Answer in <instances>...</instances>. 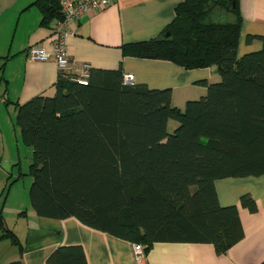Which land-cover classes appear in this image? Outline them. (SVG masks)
Returning <instances> with one entry per match:
<instances>
[{
  "label": "trees",
  "instance_id": "obj_1",
  "mask_svg": "<svg viewBox=\"0 0 264 264\" xmlns=\"http://www.w3.org/2000/svg\"><path fill=\"white\" fill-rule=\"evenodd\" d=\"M33 5L52 30L63 19L60 0ZM241 24L239 0H182L158 35L122 44L124 56L217 67L219 81L198 82L205 95L183 109L172 104L171 88L126 82L121 66L89 67L86 83L83 74L60 71L53 96L15 103V125L32 149L28 195L36 215L74 217L146 253L171 242L212 244L221 255L241 240L238 205H221L215 188L218 179L264 175V36L248 35L261 48L240 56ZM239 203L258 209L248 193ZM0 238L18 251L7 264H24L23 243L2 213ZM45 264L87 260L82 245L68 244Z\"/></svg>",
  "mask_w": 264,
  "mask_h": 264
},
{
  "label": "crops",
  "instance_id": "obj_2",
  "mask_svg": "<svg viewBox=\"0 0 264 264\" xmlns=\"http://www.w3.org/2000/svg\"><path fill=\"white\" fill-rule=\"evenodd\" d=\"M34 1L0 0V213L6 223L9 218L26 221L21 231L14 226L23 243L24 264H45L55 248L68 244L82 245L87 264H136L131 242L88 227L74 217H40L31 207L9 198L11 186L22 173L19 171L6 190L15 164L6 154L12 133L6 114L9 108L16 113L15 103L36 95L53 96L60 71L81 75L89 67L120 66L124 74L132 75V82L171 88L172 104L183 109L187 100L205 95L206 87L198 82L219 81L217 67L186 70L170 61L122 54V44L158 35L173 19L175 6L182 0H113L103 9L83 13L69 25L65 37L67 67H59L54 59L31 61V47L52 49V27L41 24L42 14ZM239 8L241 56L261 48L260 41L248 43L246 38L250 34L264 36V0H239ZM215 188L221 205H238L242 239L221 255L208 243L158 242L147 252L148 264H264V175L218 179ZM245 193L255 200L256 212L240 205L239 198ZM17 258V248L9 239L0 238V264Z\"/></svg>",
  "mask_w": 264,
  "mask_h": 264
},
{
  "label": "built area",
  "instance_id": "obj_3",
  "mask_svg": "<svg viewBox=\"0 0 264 264\" xmlns=\"http://www.w3.org/2000/svg\"><path fill=\"white\" fill-rule=\"evenodd\" d=\"M113 0H60V5L63 11V19L58 21L52 30V49L47 50L41 46H33L28 50V58L31 61L45 62L54 59L59 67H67V51L65 37L69 33V25L80 18V16L94 9H103ZM87 73H83V78H80L81 83H86L85 77ZM132 75L125 74L126 82H131ZM132 250L136 264H148L147 253L144 246L141 244H133Z\"/></svg>",
  "mask_w": 264,
  "mask_h": 264
},
{
  "label": "rangeland",
  "instance_id": "obj_4",
  "mask_svg": "<svg viewBox=\"0 0 264 264\" xmlns=\"http://www.w3.org/2000/svg\"><path fill=\"white\" fill-rule=\"evenodd\" d=\"M9 111L10 113H7L6 116L8 120H10V124L12 125V133L9 137L8 146L6 147V154L8 153L11 159L15 162L12 173V180L16 179V177L19 175V171L22 173L21 176H19L18 180L15 181L11 186L9 190V198L12 201H16L21 204L23 203V205L30 207L28 191L32 178L30 177V175H28V168L32 161V149L29 146L24 145L21 140L20 133L17 127H15L16 113L12 108H9ZM175 125V121L171 120L169 122L168 129L170 131L173 130ZM15 221L14 219L9 218V221L7 222L9 223L8 227L14 229V226L16 225L17 229L20 231L25 228L26 221ZM14 231H16L17 234V230L14 229Z\"/></svg>",
  "mask_w": 264,
  "mask_h": 264
},
{
  "label": "water",
  "instance_id": "obj_5",
  "mask_svg": "<svg viewBox=\"0 0 264 264\" xmlns=\"http://www.w3.org/2000/svg\"><path fill=\"white\" fill-rule=\"evenodd\" d=\"M165 35H166V36L169 35V32H166Z\"/></svg>",
  "mask_w": 264,
  "mask_h": 264
}]
</instances>
